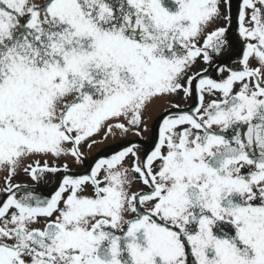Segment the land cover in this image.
Here are the masks:
<instances>
[{
    "label": "snow or ice",
    "instance_id": "1",
    "mask_svg": "<svg viewBox=\"0 0 264 264\" xmlns=\"http://www.w3.org/2000/svg\"><path fill=\"white\" fill-rule=\"evenodd\" d=\"M232 10L0 0V264H264V0Z\"/></svg>",
    "mask_w": 264,
    "mask_h": 264
},
{
    "label": "flooded vegetation",
    "instance_id": "2",
    "mask_svg": "<svg viewBox=\"0 0 264 264\" xmlns=\"http://www.w3.org/2000/svg\"><path fill=\"white\" fill-rule=\"evenodd\" d=\"M237 3H238V0H233V17L235 18V14H236V6H237ZM237 44L242 47V41L239 40V38L237 37ZM232 53V49H229L228 52L225 53V56L224 58H227L228 56H230ZM229 64L231 67H238L237 64L235 63H231V61H229ZM204 66L201 64L198 66L197 70H200L202 69ZM214 76H215V73L213 72L212 73ZM192 104V101L189 100L187 102V104H182V107H187V106H190ZM159 116V112H154L152 114V118L149 120L148 122V126H149V129L150 131L145 133L144 134V139L141 141L140 138L138 137H134V136H131L129 137V139H132V140H135L139 143H142L144 145H147V144H150L151 143V140H152V133H151V128L155 122V120L158 118ZM121 139L119 136H117L115 139H112V138H109L107 141H103V142H99L92 151L88 152L87 155H86V159L89 161V162H92L95 158H97L100 154L102 153H108L109 150L114 147L116 144L118 143H121ZM69 163H71L69 161ZM84 169L83 168H76L74 167V171H78V172H82ZM16 182L18 183H23L22 182V177H20ZM54 186V185H53ZM45 190H48L47 189V186L45 185L44 186Z\"/></svg>",
    "mask_w": 264,
    "mask_h": 264
},
{
    "label": "rangeland",
    "instance_id": "3",
    "mask_svg": "<svg viewBox=\"0 0 264 264\" xmlns=\"http://www.w3.org/2000/svg\"><path fill=\"white\" fill-rule=\"evenodd\" d=\"M22 182L23 183H28V181L24 177H22Z\"/></svg>",
    "mask_w": 264,
    "mask_h": 264
}]
</instances>
